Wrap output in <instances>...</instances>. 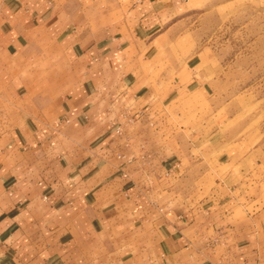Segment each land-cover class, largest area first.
I'll return each mask as SVG.
<instances>
[{"label": "crops", "instance_id": "1", "mask_svg": "<svg viewBox=\"0 0 264 264\" xmlns=\"http://www.w3.org/2000/svg\"><path fill=\"white\" fill-rule=\"evenodd\" d=\"M206 2L0 0V264H264L243 172L258 145L177 128L178 100L226 86L209 49L178 58ZM225 6L234 24L247 8L264 57V0ZM262 85L233 101L264 103Z\"/></svg>", "mask_w": 264, "mask_h": 264}, {"label": "rangeland", "instance_id": "2", "mask_svg": "<svg viewBox=\"0 0 264 264\" xmlns=\"http://www.w3.org/2000/svg\"><path fill=\"white\" fill-rule=\"evenodd\" d=\"M230 1L207 0L203 7L186 15L188 17L187 29L191 30V35L186 38V35L183 34L177 42V50L180 53L178 58L184 60L191 49L194 53L202 48L209 49L214 53L211 56L214 64L218 59L221 64L226 65L224 77L226 86L215 88L213 92L209 93L206 100L195 95L189 99L178 100L175 104L177 111L182 113V119L177 120L176 123L177 128H191V130L197 129L208 133L206 137H199L197 142L211 145L221 141V145L224 143L226 147L225 151L234 147L231 134L233 129L241 130V134L236 138L244 140L241 146L237 145L236 147H239L243 153L247 152L249 147L258 145L259 150L248 156V159L258 161L260 165L243 169L251 182L246 185V188L247 191H250L252 201L248 200L249 204L246 206H249L253 211L254 208L264 209V103L250 102L248 97H243L240 101L236 99L234 102L233 97L239 91L241 95L248 94L251 89L244 85L250 82L263 83L264 71L256 72L252 69L257 64V59L263 64L264 57H256L255 52L258 49L255 45V37L256 32L257 34L259 32L260 25L253 24V30H249V11L246 7V9H242L240 17L239 15L236 17L237 22L234 24L232 8L224 7V4ZM241 3L245 5L246 2L242 1ZM184 19L185 17H180L182 29L185 27ZM233 59L240 60L238 69L241 68V71H234L232 67L227 68L232 65ZM233 78L241 81V88L231 85ZM262 86L252 90H255L258 96H262L264 94V86ZM177 138L179 147L183 148L184 140H187L189 136L178 135ZM224 171L227 173L228 169ZM185 186L188 185H182V187Z\"/></svg>", "mask_w": 264, "mask_h": 264}]
</instances>
